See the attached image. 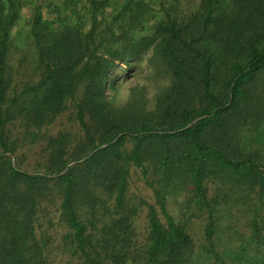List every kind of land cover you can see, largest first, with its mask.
Wrapping results in <instances>:
<instances>
[{"label":"trees","instance_id":"16d2710c","mask_svg":"<svg viewBox=\"0 0 264 264\" xmlns=\"http://www.w3.org/2000/svg\"><path fill=\"white\" fill-rule=\"evenodd\" d=\"M153 1L108 16L111 0H74L51 5L53 18L33 2L39 75L18 88L9 52L21 0H0V264L56 253L66 264H264V0ZM146 56L167 82L151 98L143 85L110 99ZM65 113L73 130L53 133ZM135 173L154 203L131 191ZM237 191L249 232L228 227L238 242L220 248ZM182 194L184 220L168 207ZM197 212L201 246L188 229Z\"/></svg>","mask_w":264,"mask_h":264},{"label":"rangeland","instance_id":"374dc122","mask_svg":"<svg viewBox=\"0 0 264 264\" xmlns=\"http://www.w3.org/2000/svg\"><path fill=\"white\" fill-rule=\"evenodd\" d=\"M200 0H184L183 6L194 9ZM33 2L40 4L42 6V12L45 17L50 16L53 18V13L51 12L52 6H62L68 4V8H75L76 4L74 0L66 2V0H21V9H20V19L17 21L16 25L12 29V38L13 43L9 52V71H10V83L11 87L20 88L21 83L36 80L38 78L39 72L35 65V60L33 58L35 54V45L29 37L30 32V21L33 16ZM126 0H111V6L107 9V15H112L116 9H121L125 4ZM153 9L158 8V0L151 2ZM81 14L84 18H87L88 11L85 8H80ZM57 19V17H54ZM151 20V18H150ZM148 56L134 68L130 69L127 74H123L122 77L117 76V90L109 91L110 99H113L115 102L123 104L129 97V92L132 87L143 86L147 87L148 97H152L153 94L159 89L162 85L167 82V79L161 78L154 81L153 72L147 63ZM116 71H119L118 69ZM74 124L70 122L69 113H65L54 125L53 133H56L58 130L68 127L71 131ZM41 152L40 147H34L31 151L28 152V164L30 167L34 166V163L37 158H39V153ZM15 162V158L13 157ZM134 181L132 182L133 193L142 194L149 202L154 203V198L152 195L145 191L143 182L138 179L137 173L133 175ZM213 185H210V195H213ZM240 192H236L233 195V200L225 204V207L229 206L230 214L226 218H221L220 220V231L219 236L216 239V244L222 248L225 245L232 244L235 245L238 241L235 237L232 236L233 231H228V227H232L234 230L239 231V233L246 234L249 232V220L251 218V213L247 208V204L244 199H241L240 203L236 196H240ZM184 200V194L169 199L168 207L170 212L177 217V219L182 218L183 209L182 202ZM264 201V197H263ZM243 204V206H242ZM247 208H245V207ZM186 215L189 214L186 212ZM185 216L182 218L184 220ZM205 214L202 212H197L196 216L190 219L188 229L191 232L196 240L198 246L204 245L206 240L204 238V229H205ZM136 226L138 230L143 233L146 229V219L145 213L141 214V217L136 220ZM231 225V226H230ZM223 227V228H222ZM67 254L56 253L52 257L51 264H66Z\"/></svg>","mask_w":264,"mask_h":264},{"label":"water","instance_id":"95a60500","mask_svg":"<svg viewBox=\"0 0 264 264\" xmlns=\"http://www.w3.org/2000/svg\"><path fill=\"white\" fill-rule=\"evenodd\" d=\"M71 164H74V162H73V163H71Z\"/></svg>","mask_w":264,"mask_h":264}]
</instances>
